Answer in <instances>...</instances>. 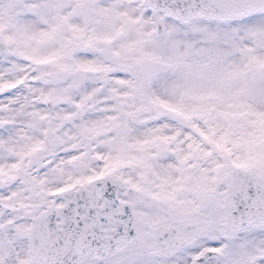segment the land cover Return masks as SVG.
I'll return each instance as SVG.
<instances>
[{"label":"snow or ice","instance_id":"1","mask_svg":"<svg viewBox=\"0 0 264 264\" xmlns=\"http://www.w3.org/2000/svg\"><path fill=\"white\" fill-rule=\"evenodd\" d=\"M0 264H264V0H0Z\"/></svg>","mask_w":264,"mask_h":264}]
</instances>
